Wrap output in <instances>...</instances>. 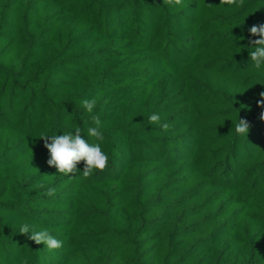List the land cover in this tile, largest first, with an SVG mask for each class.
<instances>
[{
  "label": "trees",
  "instance_id": "trees-1",
  "mask_svg": "<svg viewBox=\"0 0 264 264\" xmlns=\"http://www.w3.org/2000/svg\"><path fill=\"white\" fill-rule=\"evenodd\" d=\"M259 24L264 0H0V264H264ZM77 127L109 157L87 178L40 138Z\"/></svg>",
  "mask_w": 264,
  "mask_h": 264
},
{
  "label": "clouds",
  "instance_id": "clouds-1",
  "mask_svg": "<svg viewBox=\"0 0 264 264\" xmlns=\"http://www.w3.org/2000/svg\"><path fill=\"white\" fill-rule=\"evenodd\" d=\"M163 3L169 6L180 5L182 0H163ZM220 3L233 4L235 0H220ZM249 32L252 37H259L258 39L249 41L253 45L252 48L254 50L248 51V56L254 68L260 70L262 65H264V24L251 26ZM240 39L243 40L244 37H240ZM259 95L260 99L257 101V106L264 107V91L260 92ZM96 103V99H85L81 102L83 109L88 113L93 112ZM260 119L264 120V112L260 114ZM91 120L95 126L87 128V135L97 140H103L104 136L101 131L102 122L100 117L98 115H92ZM148 121L149 124H160L164 131H167L169 128L167 123H161L159 113L151 114L148 117ZM249 130V122L246 119L239 118L235 124L236 133L248 135ZM40 138L44 140V147L49 153L47 164L50 167H55L59 174L75 176L78 171H81L78 168V164L81 161H83L82 175L85 178L93 175L94 170L103 171L108 166L109 157L102 151L100 144H90L82 135L79 127L74 129V134L73 131H69L62 135H41ZM55 192L56 189L50 187L44 195L52 197L55 195ZM19 233L27 235V238L37 245L43 244L49 251L60 249L63 246V241L51 235L48 230L37 231L34 229V226L27 223L19 228ZM23 264H27V261H23Z\"/></svg>",
  "mask_w": 264,
  "mask_h": 264
}]
</instances>
